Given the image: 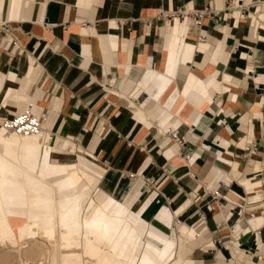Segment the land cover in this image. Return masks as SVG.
<instances>
[{
  "label": "crops",
  "instance_id": "crops-1",
  "mask_svg": "<svg viewBox=\"0 0 264 264\" xmlns=\"http://www.w3.org/2000/svg\"><path fill=\"white\" fill-rule=\"evenodd\" d=\"M8 1L4 115L31 102L52 161L89 166L96 200L134 195L157 227H185L180 264H264V0ZM208 7L199 28L168 17Z\"/></svg>",
  "mask_w": 264,
  "mask_h": 264
},
{
  "label": "bare ground",
  "instance_id": "bare-ground-1",
  "mask_svg": "<svg viewBox=\"0 0 264 264\" xmlns=\"http://www.w3.org/2000/svg\"><path fill=\"white\" fill-rule=\"evenodd\" d=\"M7 3L10 6L11 0ZM23 4L15 0L14 8ZM7 76L0 79V100L3 89L9 88ZM9 79L17 77L10 74ZM9 92L15 102L28 99L16 90ZM0 114H7L2 105ZM1 123L0 259L13 260L12 264H180L190 252L182 235L186 228L181 226L178 234L173 228L165 232L157 227L146 217L148 204L134 207V195L96 200L98 181L86 171L91 168L53 162L59 140H52L45 129L21 136L6 132ZM84 180L88 184L83 185ZM260 185L248 186L253 191ZM162 208L172 213L168 206ZM197 235L201 236L193 232L190 237Z\"/></svg>",
  "mask_w": 264,
  "mask_h": 264
},
{
  "label": "built area",
  "instance_id": "built-area-1",
  "mask_svg": "<svg viewBox=\"0 0 264 264\" xmlns=\"http://www.w3.org/2000/svg\"><path fill=\"white\" fill-rule=\"evenodd\" d=\"M242 6V5H241ZM219 15L218 10H211V8H206L204 10H188L187 8L180 10L178 12L170 14L168 16L170 20H186L190 18L191 24L199 28L203 25V22L206 18H214ZM161 17H165V14L162 13ZM6 132L16 133L21 136H30L38 134L44 130L42 116L38 115L34 111V106L29 103L27 109L23 112H18L12 118L5 119L1 123ZM45 131V130H44ZM46 132V131H45ZM169 135L175 139L179 144H183L184 140L178 137V131L173 129H168ZM198 217H204V211L198 210Z\"/></svg>",
  "mask_w": 264,
  "mask_h": 264
},
{
  "label": "rangeland",
  "instance_id": "rangeland-1",
  "mask_svg": "<svg viewBox=\"0 0 264 264\" xmlns=\"http://www.w3.org/2000/svg\"><path fill=\"white\" fill-rule=\"evenodd\" d=\"M32 5L33 4H31V7H32ZM27 106V105H26ZM26 106L25 107H23V108H20V110H19V112H21V111H24V110H26ZM11 115V114H10ZM10 115L9 116H7V115H4V114H0V121L1 122H3V120L4 119H9V118H11V117H13L14 115L12 114V116L10 117ZM80 154V153H79ZM82 155V154H81ZM77 160V154H73V155H71V157H69L67 160H62L61 162H75ZM13 260H11V261H9V262H5V260H2V259H0V264H12V263H14V262H12ZM2 262H4V263H2ZM29 264H37V263H33V262H29Z\"/></svg>",
  "mask_w": 264,
  "mask_h": 264
}]
</instances>
